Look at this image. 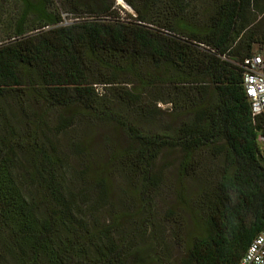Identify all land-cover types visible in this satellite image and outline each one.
<instances>
[{
    "label": "trees",
    "instance_id": "16d2710c",
    "mask_svg": "<svg viewBox=\"0 0 264 264\" xmlns=\"http://www.w3.org/2000/svg\"><path fill=\"white\" fill-rule=\"evenodd\" d=\"M125 1L0 0V264H237L264 229V0Z\"/></svg>",
    "mask_w": 264,
    "mask_h": 264
},
{
    "label": "built area",
    "instance_id": "2783aa9c",
    "mask_svg": "<svg viewBox=\"0 0 264 264\" xmlns=\"http://www.w3.org/2000/svg\"><path fill=\"white\" fill-rule=\"evenodd\" d=\"M245 88L254 115L264 113V58L260 54L244 60ZM237 264H264V229L258 233Z\"/></svg>",
    "mask_w": 264,
    "mask_h": 264
},
{
    "label": "rangeland",
    "instance_id": "374dc122",
    "mask_svg": "<svg viewBox=\"0 0 264 264\" xmlns=\"http://www.w3.org/2000/svg\"><path fill=\"white\" fill-rule=\"evenodd\" d=\"M259 54L264 58V50L260 51ZM162 111L159 112V116L155 118L153 122V128L155 129H166V127H170L172 125H175L180 120V113L173 109H168L169 104H159ZM166 125V127H165ZM112 136L119 140L122 143H127L128 139L124 136V134L120 130H112L111 132ZM262 147L264 150V144L262 143ZM180 158V151L174 150V149H165L161 156L159 157L157 167L164 171L165 173H173L175 172V167L177 165V162ZM207 158V157H206ZM190 183V182H189ZM173 199L172 197L163 196L160 197L159 200L156 201V210L155 215L159 220H162L165 216V211L167 209V205L169 202H171ZM181 251V250H180ZM180 259L183 257V253H180L178 255Z\"/></svg>",
    "mask_w": 264,
    "mask_h": 264
},
{
    "label": "water",
    "instance_id": "95a60500",
    "mask_svg": "<svg viewBox=\"0 0 264 264\" xmlns=\"http://www.w3.org/2000/svg\"><path fill=\"white\" fill-rule=\"evenodd\" d=\"M118 3H121L127 9L133 10V8L125 0H123V2L118 0Z\"/></svg>",
    "mask_w": 264,
    "mask_h": 264
},
{
    "label": "bare ground",
    "instance_id": "6f19581e",
    "mask_svg": "<svg viewBox=\"0 0 264 264\" xmlns=\"http://www.w3.org/2000/svg\"><path fill=\"white\" fill-rule=\"evenodd\" d=\"M119 1L123 2V0H119Z\"/></svg>",
    "mask_w": 264,
    "mask_h": 264
}]
</instances>
